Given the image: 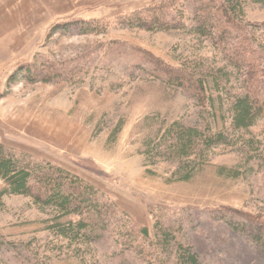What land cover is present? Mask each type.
<instances>
[{"label": "rangeland", "instance_id": "rangeland-1", "mask_svg": "<svg viewBox=\"0 0 264 264\" xmlns=\"http://www.w3.org/2000/svg\"><path fill=\"white\" fill-rule=\"evenodd\" d=\"M201 3L0 0V140L86 180L102 203L96 240L72 241L55 227L79 217L2 196L0 176V264H184L182 248L201 264H264V117L235 130L229 103H201L168 70L226 69L217 98L245 88L218 43L195 33ZM142 17L179 28H144ZM247 21L264 41L263 2H249ZM176 122L228 142L181 170L150 149Z\"/></svg>", "mask_w": 264, "mask_h": 264}, {"label": "trees", "instance_id": "trees-1", "mask_svg": "<svg viewBox=\"0 0 264 264\" xmlns=\"http://www.w3.org/2000/svg\"><path fill=\"white\" fill-rule=\"evenodd\" d=\"M251 1L264 0H202L199 4L198 24L195 33L218 43V47L228 54L230 65L247 75L245 88L229 99L223 95L218 98L212 93L214 87L220 93L226 90L224 81L232 82L233 75L208 72L207 69L188 67L168 69L174 75L173 83L180 87L195 90L196 96L203 104L217 107L221 102L222 110L230 104L232 125L235 130H248L264 117V41L256 32L261 25L253 26L247 21V6ZM145 20V21H144ZM144 28L156 30H173L175 25L162 26L161 21H153L152 17L139 20ZM144 21V22H143ZM151 21L154 27H150ZM174 24V23H173ZM163 29H159V28ZM233 31H237L233 32ZM230 39V43L226 41ZM225 77V78H224ZM227 118V117H226ZM171 136L170 140H166ZM166 137V139H165ZM165 139V141H164ZM164 139L150 146L151 152L164 150L177 158L180 169L194 163V157L202 150H208L226 144V132H215L212 128L203 131L199 127L186 126L176 122L171 126ZM188 161L187 163H185ZM184 164V165H183ZM185 166V167H183ZM0 176L8 187L2 196L17 195L34 199L42 209L57 210L58 221L77 216L79 221L60 222L56 225L58 235L76 242L90 243L96 240L92 233L98 231L100 223H93L94 215L102 207L99 193L94 185L79 176L51 164L34 163L25 155L8 147L0 140ZM191 180V176L185 178ZM148 233V230H145ZM264 251V237L259 238ZM180 259L184 264H201L199 255L191 249H183Z\"/></svg>", "mask_w": 264, "mask_h": 264}]
</instances>
